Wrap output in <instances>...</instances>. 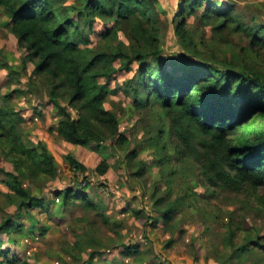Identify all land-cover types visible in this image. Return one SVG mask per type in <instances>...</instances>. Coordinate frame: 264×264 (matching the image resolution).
Returning a JSON list of instances; mask_svg holds the SVG:
<instances>
[{
  "label": "trees",
  "instance_id": "trees-1",
  "mask_svg": "<svg viewBox=\"0 0 264 264\" xmlns=\"http://www.w3.org/2000/svg\"><path fill=\"white\" fill-rule=\"evenodd\" d=\"M75 2L69 7L64 5L65 0H0V9L10 20V32L26 51L24 64L33 61L34 74L43 75L50 82L51 100L62 112L54 128L58 135L82 146L110 143L128 147L131 141L120 132L116 112L105 105L106 89L119 70L115 61L125 62V68L130 69L136 64L140 83L137 86L132 80L128 84L136 107L153 108L158 136L166 129L170 131L179 160L190 165V169L196 168L199 182L214 190H237L245 196L250 193L264 202V195H258L264 189V23L253 17L254 23L247 24L230 0H179L172 19L176 34L189 49L193 39L188 18L198 16L204 25L211 26L212 32L210 37H202L199 44L193 41L194 54H209L212 61L194 62L176 74L150 62L151 58L158 61L162 52L159 0ZM97 18L114 19L116 26L100 34L105 40L100 49L81 46V42L89 41L87 35H77L81 22L92 30ZM119 30L126 41L119 38ZM239 34L249 43L229 55L226 45ZM60 97L68 100L77 117L59 101ZM18 114L8 103L0 105V153L14 160L16 170L0 165V181L9 188L8 192H0V209L4 213L0 235L8 236L24 230L25 214L33 219L36 210H48L45 189L38 194L26 180L50 181L58 175L55 158L46 145L32 144L19 131ZM154 145L159 150L167 146L158 141ZM137 154L138 145L127 152L132 160ZM166 157L162 153L161 159ZM67 159L75 172L88 179L108 170L107 161L91 170L72 153ZM88 179L74 182V187L55 190L54 200L65 210L75 203L97 209L87 193ZM136 214L141 215V211ZM171 215V209L164 210L166 220ZM232 233V237L236 236L237 230ZM230 241L236 245L234 239ZM86 243L85 239L76 238L73 246L65 248L73 257L67 264H93L95 251H89L87 259L82 256ZM171 243L170 240L168 244ZM124 248L126 254L137 255L134 264H138L139 244ZM236 250L251 259L259 253L261 256L254 258L252 264H264V238L248 239ZM0 264L29 263L12 254L11 249L3 248L0 236Z\"/></svg>",
  "mask_w": 264,
  "mask_h": 264
},
{
  "label": "rangeland",
  "instance_id": "rangeland-1",
  "mask_svg": "<svg viewBox=\"0 0 264 264\" xmlns=\"http://www.w3.org/2000/svg\"><path fill=\"white\" fill-rule=\"evenodd\" d=\"M75 1L65 0L64 5L70 7ZM178 1L159 0L162 52L158 61L150 59L152 65H161L176 74L194 62L212 61L209 54L199 57L194 54V42L199 44L202 37L208 38L212 32L211 26L204 25L198 16L188 18L191 41H194L189 49L176 34L172 19L180 5ZM230 1L236 4L247 24L254 23L253 17L264 23V0ZM75 15L73 12L74 18ZM9 23L0 9V105L8 103L16 109L20 117L18 128L25 138L32 144L46 145L55 158L58 175L50 181L26 180L38 194L45 189L48 210H36L33 219L25 214L23 220L27 226L21 233L1 234L3 248L11 249L12 254L29 264H67L73 257L65 248L73 246L76 238L88 241L82 253L84 259L89 251L96 252L93 264H134L137 255L126 254L124 245L135 242L141 252L138 264H252L259 257L255 253L251 259L236 248L248 239L264 238L263 199L250 193L245 196L237 190H214L199 182L196 168L190 169V165L179 160L170 131L166 129L158 136L153 108L136 107L134 93L128 88L132 80L137 86L140 83L136 64L130 69L125 68V62L115 61L114 66L119 70L106 89L105 105L116 112L120 132L128 136L130 145L121 148L110 143L72 144L54 129L62 112L51 100L50 82L45 76L34 74L33 61L24 64L26 51L10 32ZM115 26L114 19L97 18L92 30L81 22L77 35L82 33L89 39L81 42V46L100 49L105 45L100 34ZM118 36L126 41L121 30ZM248 43L244 35H234L225 50L231 55ZM101 80L105 82L104 78ZM59 101L77 117V111L67 99L60 97ZM166 122L169 123V118ZM157 141L167 146L159 150L154 145ZM137 145L138 154L132 160L127 152ZM71 153L91 170L107 161L108 170L104 175L85 178V174L71 168L67 159ZM162 153L167 159H161ZM0 165L16 171L14 160L3 153H0ZM85 179L90 181L87 193L97 209H86L85 204L75 203L65 210L54 200L52 192L74 187V182ZM8 191V186L0 181V192ZM258 193L264 195V189ZM167 209L172 213L168 220L163 216ZM137 210L141 215L136 214ZM3 214L0 209V221ZM233 230H237L234 237ZM233 239L236 245L230 244ZM170 240L172 243L168 244Z\"/></svg>",
  "mask_w": 264,
  "mask_h": 264
}]
</instances>
